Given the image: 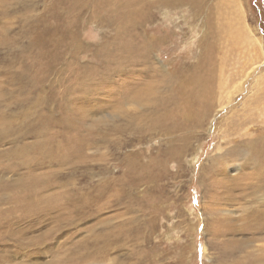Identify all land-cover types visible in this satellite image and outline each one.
<instances>
[{
  "label": "rangeland",
  "instance_id": "rangeland-1",
  "mask_svg": "<svg viewBox=\"0 0 264 264\" xmlns=\"http://www.w3.org/2000/svg\"><path fill=\"white\" fill-rule=\"evenodd\" d=\"M263 45L264 0H0V264H264Z\"/></svg>",
  "mask_w": 264,
  "mask_h": 264
},
{
  "label": "bare ground",
  "instance_id": "bare-ground-1",
  "mask_svg": "<svg viewBox=\"0 0 264 264\" xmlns=\"http://www.w3.org/2000/svg\"><path fill=\"white\" fill-rule=\"evenodd\" d=\"M129 11V10H128ZM130 14V13H129ZM86 17V16H85ZM145 20V19H144ZM137 26V25H136ZM132 29H134V28H132ZM132 31H134V30H132ZM257 40V39H256ZM255 41V40H254ZM257 43V42H256ZM123 46V45H122ZM132 48V47H131ZM136 48V47H135ZM117 49H119V48H117ZM126 49H127V46H126ZM134 49V48H133ZM141 49V48H140ZM262 49H263V51H264V45L262 46ZM124 50V49H123ZM125 51V50H124ZM129 52H130V50H129ZM128 52V53H129ZM149 52V51H148ZM148 52H146V53H141V55H142V58L144 59V60H149L150 58H149V53ZM131 53V52H130ZM123 55V54H122ZM126 55H127V53H126ZM133 55V54H132ZM131 55V56H132ZM128 57V56H127ZM126 58V57H125ZM122 59L124 60V57H122ZM131 60V59H130ZM127 61V60H126ZM133 61V60H132ZM131 61V62H132ZM135 61H137V60H135ZM119 62V61H118ZM120 63H121V61H120ZM127 62H125V64H126ZM128 63H130V62H128ZM130 65V64H129ZM124 67H125V65H123ZM162 69V68H161ZM126 71V70H125ZM193 78V80L192 81H190L189 83L190 84H192V85H195L198 89H200V91L199 92H201L202 94H203V92L201 91V90H203V88H200L199 86H202L203 87V80H202V78L201 77H198V78H196V77H192ZM197 83H198V85H197ZM178 85V84H177ZM198 89L196 90L197 91V95L200 97L201 96V94L198 92ZM159 92V91H158ZM184 92V90H182L181 91V93H183ZM157 93V92H156ZM137 94V93H136ZM139 94V93H138ZM184 96H185V93L183 94ZM162 99V98H161ZM164 100V99H163ZM173 100H175V99H173ZM162 101V100H161ZM166 101V100H165ZM159 103V102H158ZM166 103V102H165ZM168 103H169V101H168ZM176 108L175 109H180L181 111H182V113L180 112V118L179 119H177V120H175V123H172V125L171 124H169V122L167 121V120H163V122H162V124H160V126L161 127H166V128H175L177 131L176 132H182V131H184L183 130V128H185L186 126H188V127H190V126H201V123H202V116H206V114H207V112H208V109L206 110L205 109V111L206 112H203L202 111V113H201V108L202 109H204L205 107V105H204V103H203V98L202 97H200V98H198V99H196V100H191L189 97H188V101L186 100V97H181V98H179L176 102ZM174 104V103H173ZM185 104H188V105H191V111H190V113L188 114V115H183V112H184V110H185V108H186V105ZM165 105V104H164ZM175 105V104H174ZM201 105V106H200ZM167 106V105H166ZM169 106H171V105H169ZM195 106V107H194ZM197 106H199V107H197ZM161 107V106H160ZM168 108V107H167ZM158 110H161L160 108H158ZM167 110V109H166ZM165 110V111H166ZM173 113V112H172ZM170 115V114H169ZM169 115H168V117H169ZM166 116V115H165ZM200 117V118H199ZM158 118V117H157ZM170 118V117H169ZM167 119V118H166ZM161 120V119H160ZM158 122V121H157ZM155 123V122H154ZM156 125V124H155ZM159 125V124H158ZM154 126V125H153ZM131 128V127H130ZM158 128V127H157ZM118 129V128H117ZM147 130V129H146ZM193 132V131H192ZM3 135V134H2ZM179 134H177L176 136H178ZM186 137H188L187 136V134H185V132L183 133V135L182 136H180V142H179V144L175 147V145H173V146H171V147H169L168 148V150H169V153L171 154V155H179L180 154V152L181 151H183V149H184V147H185V145L188 143H186V141H185V139H186ZM189 138V137H188ZM173 147V148H172ZM171 148L173 149V150H171ZM172 151V152H171ZM185 151H187V147H186V149H185ZM167 152V151H166ZM257 152V151H256ZM23 159V158H22ZM227 163V162H226ZM213 169V168H212ZM224 169V168H223ZM222 169V170H223ZM264 169V168H263ZM217 171V170H216ZM221 171V170H220ZM223 173V172H222ZM221 174V173H220ZM253 176V175H252ZM262 176H264V175H262ZM261 176V177H262ZM241 177V179H242V176H239V178ZM244 177V176H243ZM247 179H250V177L249 176H247ZM238 181H240V180H238ZM224 182V181H223ZM241 182V181H240ZM234 183V182H233ZM242 183V182H241ZM226 184H229V185H231L229 182H227L226 181ZM256 185V183H246V185ZM245 185V186H246ZM238 186H239V183H238ZM238 188V187H237ZM214 199V198H213ZM45 210V209H44ZM38 211V210H37ZM47 211V210H46ZM215 211V210H214ZM39 212V211H38ZM37 212V213H38ZM35 213V212H34ZM29 214V213H28ZM31 214V213H30ZM48 213L46 212V214L44 213V214H41V213H39L38 215H39V221H46L47 220V218L46 217H48V216H46ZM261 215H264V210L260 213ZM57 219H58V217H61V215L63 216V214L62 213H60V212H58L57 214ZM33 215H29V218L30 217H32ZM46 216V217H45ZM260 216V215H259ZM28 217V216H27ZM43 217V218H42ZM38 218V217H37ZM62 218V217H61ZM259 218V217H258ZM260 218L262 219V217L260 216ZM3 219V218H2ZM32 219H33V217H32ZM34 219H35V217H34ZM34 219H33V221H34ZM263 219H264V216H263ZM6 220V219H5ZM23 220V219H22ZM25 220V219H24ZM32 221V222H33ZM42 221V222H43ZM56 221V220H55ZM261 221V220H260ZM259 221V223H258V221H257V223L256 224H259V225H257V227H259V226H262L263 224H264V222H262V221H264V220H262L261 222ZM11 223V222H10ZM44 223V222H43ZM55 223V222H54ZM8 224V223H7ZM61 224H63V221L62 220H57V223H55L54 225L55 226H53V227H49V229H47L46 231H45V235H46V238H47V236L52 232V230L54 229L55 230V228L56 227H58L59 225H61ZM2 225H3V223H2ZM53 225V224H52ZM28 226V225H27ZM3 227H6V224L5 225H3V226H1L0 227V229H2ZM7 228H8V226H7ZM11 229V228H10ZM9 230V229H8ZM26 230H28V228L26 229ZM60 231V230H59ZM259 232V231H258ZM3 233V232H2ZM5 233V232H4ZM22 235H23V237H24V234H23V232L21 233ZM43 234V233H42ZM5 236V235H4ZM44 236V235H43ZM0 237H2V236H0ZM28 237V236H27ZM3 238V237H2ZM43 238V240H44V237H42ZM27 239V238H26ZM45 240H47V239H45ZM32 241V240H31ZM2 242V241H1ZM24 242V241H23ZM25 242H27V241H25ZM36 242V241H35ZM6 243V242H5ZM40 243V242H39ZM39 243H37V244H39ZM12 245V244H11ZM45 245H46V243H45ZM22 247V246H21ZM20 247V248H21ZM30 247V246H29ZM35 248V247H34ZM33 248V249H34ZM26 251V250H25Z\"/></svg>",
  "mask_w": 264,
  "mask_h": 264
}]
</instances>
